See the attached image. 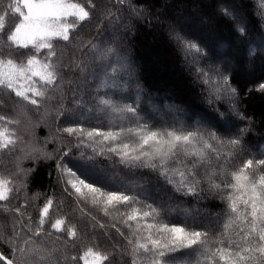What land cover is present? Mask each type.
Listing matches in <instances>:
<instances>
[{"label": "trees", "instance_id": "16d2710c", "mask_svg": "<svg viewBox=\"0 0 264 264\" xmlns=\"http://www.w3.org/2000/svg\"><path fill=\"white\" fill-rule=\"evenodd\" d=\"M10 2L0 0V14ZM73 2L84 4L90 18L77 26L69 41H54L53 62L60 79L48 90L47 97L34 106L0 87V115L18 120L13 112L22 107L31 117L28 124L19 122L10 126L21 138L16 150L0 151V175L12 176L19 183L12 175L19 166L23 169L26 187L14 192L10 201L0 203L9 208L24 206L22 211L32 217L35 227L40 209L51 198L54 202L51 219L62 217L66 226H75L77 237L73 240L46 224L45 230L51 231L52 236L34 239L51 255L43 261L30 257L33 264H83L70 257H79L88 246H98L109 253L105 264H131L132 256L125 252L130 246L126 239L129 230L122 223L123 218L114 209H109L106 215L103 206L93 205L90 199L79 200L68 179H84L86 183L95 182L102 190L122 191L138 198L141 204L151 203L157 208L163 205L161 215L167 220L184 221L197 230L218 227L215 222L225 212V203L210 196L204 182L199 196L178 193L167 181L173 193L165 191V198L153 195L134 176L136 171L129 172L131 168L118 166L119 157L107 151L101 153L103 145L93 144L85 137H82L85 143L79 144L77 136H69L62 130L76 127L118 131L121 127L134 126L127 113H123L121 121L106 118V113L112 110L98 103L103 97L121 107L136 105L138 114L150 126L175 124L180 128L183 125L191 130L198 128L206 136L215 132L223 140L240 136L239 149L243 151L231 150L237 153L233 164L248 158H264V91L258 90L264 83V15L260 14L256 0H90L94 7H90L89 0ZM15 22V16L7 18L9 28ZM169 30H176L175 34L182 40L169 39ZM182 41L195 43L203 51H190ZM108 49L113 51L109 53ZM9 54L19 63L26 61L32 50L11 48L6 40L0 39V55L6 58ZM46 54V50L42 51L41 58ZM219 59L226 61L227 68L211 67ZM201 71L216 81L220 75L226 76L236 94L227 97L222 92L219 98H214L210 92L214 85L204 82L207 77L200 76ZM96 75H102L114 88L96 89L94 80L89 81ZM151 107L163 112L177 109L182 121L156 119L151 115ZM83 108L99 115L86 119L76 116ZM236 113L242 119H238ZM228 123L231 124L229 129L225 127ZM30 133L35 141L41 142L36 153L22 147L28 143ZM229 150L227 146L221 149ZM65 170L74 171L76 177L66 175ZM173 179L179 181L180 178ZM193 210L200 219L193 217ZM202 211L211 217H206ZM16 219L15 213L0 209V254L11 259L17 256L13 255L6 239L13 234ZM24 219L27 222V218ZM16 230L19 231V226ZM210 234L215 233L210 231ZM57 236L61 239L57 240ZM172 255L176 258L174 264H197L201 259L192 249Z\"/></svg>", "mask_w": 264, "mask_h": 264}, {"label": "snow or ice", "instance_id": "6c2138e0", "mask_svg": "<svg viewBox=\"0 0 264 264\" xmlns=\"http://www.w3.org/2000/svg\"><path fill=\"white\" fill-rule=\"evenodd\" d=\"M89 4L94 7L90 0ZM256 4L260 14L264 15V0H256ZM9 16L17 18L11 28L7 24ZM89 18V9L73 0H11L0 14V39L6 40L11 48L31 49L32 54L19 63L10 54L6 58L0 55V87L38 106L60 79L53 62L56 56L54 41H69L70 34ZM238 30L243 31V28ZM177 39L182 40L178 35ZM182 43L190 51H203L190 41ZM44 50L47 54L41 58ZM107 51L111 53L113 50ZM201 75L207 77L205 83L214 85L213 93L217 98L222 92L227 97L236 94L226 76L220 75L216 81L206 72L201 71ZM258 90L264 91V83L259 85ZM98 103L113 112L129 114L134 126L121 127L118 131L76 127H66L62 131L69 136H77L79 144L85 143L82 139L85 137L93 144L103 145L101 153L107 151L119 157L120 162L128 167L157 171L178 193L199 196L203 191L201 183H207V191L226 205L225 212L215 222L218 227L197 230L187 222L167 220L161 215L163 205L157 208L151 203L141 204L138 198L122 191L102 190V187L95 186V182L86 183L84 179H68L67 183L78 194L79 200L90 199L93 205H102L106 215L109 209H114L123 218L122 223L129 230L126 239L130 246L125 252L132 256L131 264H174L176 258L172 254L187 249L199 254L201 259L197 260V264H264V158H248L233 164L237 153L231 150L239 149L240 136L223 140L215 132L206 136L198 128L191 130L183 125L180 128L175 124L150 126L138 114V107L134 104L121 107L103 97ZM17 124L18 120L0 115V151H15L19 146L21 138L16 129L10 127ZM224 146L230 150L221 151ZM229 164L231 168L226 167ZM22 174L23 169L19 166L12 174L19 183L12 176L0 175V202L10 201L14 192L26 187ZM65 174L76 177L74 171L65 170ZM175 176L180 178L179 181L173 179ZM53 203L49 198L43 204L35 227L32 226V217L22 211L24 206L9 208L0 203V209L13 212L17 217L13 223V234L6 239L17 258L0 254L2 264H18V261L19 264H33L32 256L41 261L48 259L51 255L49 250L34 239L43 235L52 236L51 231L46 232V224L56 233H66L67 237L76 239L74 225L66 226L62 217L51 219ZM210 231L215 234H210ZM121 235L125 234L121 232ZM109 258V253L101 251L98 246H88L79 257H70L72 261H83V264H105Z\"/></svg>", "mask_w": 264, "mask_h": 264}, {"label": "rangeland", "instance_id": "374dc122", "mask_svg": "<svg viewBox=\"0 0 264 264\" xmlns=\"http://www.w3.org/2000/svg\"><path fill=\"white\" fill-rule=\"evenodd\" d=\"M239 15V14H238ZM237 16V15H236ZM239 17V16H238ZM176 30H169V32L167 33V37L169 39L174 40L177 37V34H175ZM193 58H195V56L191 55ZM187 57H189L190 59H192V57H190V55ZM250 58V57H249ZM214 68H219V67H226V61L224 59H219L214 61V65L211 66ZM199 74V73H198ZM200 76H202L200 74ZM91 79L94 80V84H95V88H103V87H107V88H114L111 84H108L105 79H102V75H96L92 78L89 79V81H91ZM112 87H111V86ZM214 88V87H213ZM213 88L210 89V92L212 93V96L214 98H217L216 95L213 93ZM231 108L233 109L234 112H236V109L234 107L233 104H231ZM81 112H78L76 114V116L78 117H82L84 119L89 118V117H97L99 115V112L96 111H91L88 110L87 108H83L81 109ZM167 112H163L160 111L159 109L155 108V107H151V115L156 118V119H160V120H167L169 122H176V121H182L181 119V113L176 109V110H166ZM14 114L17 115L18 120L20 123L23 124H28L29 120L31 119V117H28V115L26 114L25 110L21 107H17L14 112ZM237 118L242 119L241 116L236 113ZM106 118L110 119L111 121H121L123 119V113L120 112H113L110 111L108 113H106L105 115ZM198 121H195L194 123H197ZM227 129H229L231 127V124L228 123L225 126ZM28 143L24 144L22 147L29 151L30 153H36L39 150V144L41 143L40 141H35L37 139H34L32 136V133H30L29 137L27 138ZM50 140V138H48L45 143H47ZM118 166H122L125 168H131L129 172H132L133 170L136 171V173L134 174V176L138 179H140L147 187H148V191L156 196H160L165 198L166 194L165 191H167L168 193H173V191L168 187L166 180L164 179V177H162L157 171H154L150 168H143V167H128L123 163H119ZM132 175V174H131ZM73 180H75V178H71ZM210 194V193H209ZM212 194H210L211 196ZM213 196V195H212ZM167 201V199H165ZM190 200V199H188ZM167 204V203H166ZM194 213V210H193ZM193 217L194 218H198L200 219L196 213H194ZM202 213L207 217H211L210 214L208 212H203Z\"/></svg>", "mask_w": 264, "mask_h": 264}]
</instances>
